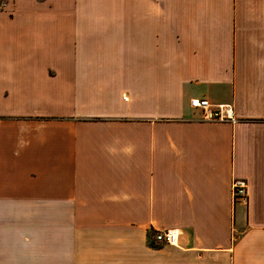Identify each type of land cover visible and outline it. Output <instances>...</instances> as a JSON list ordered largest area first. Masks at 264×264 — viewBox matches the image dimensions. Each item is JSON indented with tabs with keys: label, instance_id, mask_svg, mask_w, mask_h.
Segmentation results:
<instances>
[{
	"label": "crops",
	"instance_id": "obj_1",
	"mask_svg": "<svg viewBox=\"0 0 264 264\" xmlns=\"http://www.w3.org/2000/svg\"><path fill=\"white\" fill-rule=\"evenodd\" d=\"M0 264H264V0H8Z\"/></svg>",
	"mask_w": 264,
	"mask_h": 264
},
{
	"label": "built area",
	"instance_id": "obj_2",
	"mask_svg": "<svg viewBox=\"0 0 264 264\" xmlns=\"http://www.w3.org/2000/svg\"><path fill=\"white\" fill-rule=\"evenodd\" d=\"M8 0H0L2 9ZM191 105L202 112L203 119L209 121L235 120L233 108L230 104H213L207 98H192ZM232 199L234 203L247 202L249 200V185L245 179L234 178L231 185ZM154 239L159 244H174L178 240L175 230H161L154 234Z\"/></svg>",
	"mask_w": 264,
	"mask_h": 264
}]
</instances>
